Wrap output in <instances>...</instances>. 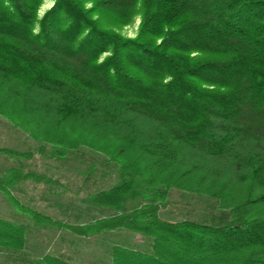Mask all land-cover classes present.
<instances>
[{
  "label": "trees",
  "instance_id": "obj_1",
  "mask_svg": "<svg viewBox=\"0 0 264 264\" xmlns=\"http://www.w3.org/2000/svg\"><path fill=\"white\" fill-rule=\"evenodd\" d=\"M43 1L0 0V117L51 155L95 153L77 188L117 214L69 224L24 207L33 228L147 240L113 245L109 264H264V0H51L38 17ZM135 18V36L121 34ZM104 166L116 178L89 190ZM31 176L12 168L0 191L12 199ZM170 190L214 205L164 220ZM33 233L0 216V264H82L54 250L22 259Z\"/></svg>",
  "mask_w": 264,
  "mask_h": 264
},
{
  "label": "rangeland",
  "instance_id": "obj_2",
  "mask_svg": "<svg viewBox=\"0 0 264 264\" xmlns=\"http://www.w3.org/2000/svg\"><path fill=\"white\" fill-rule=\"evenodd\" d=\"M52 4L51 0H44L38 10V17ZM87 4V3H86ZM139 19L135 18L130 25L119 29L127 37H134ZM51 146L37 142L32 137L22 132L10 122L0 117V176H5L10 169H21L25 173L40 176L36 179L31 176L20 180L9 188L12 199L0 191V216L19 221L32 229L34 233L27 239L22 259L39 257L54 250L55 252H68L76 255L82 264H109L108 252L113 245L125 248L148 251V242L139 233L130 229L118 228L106 231L100 236L89 238H74L68 232L60 233L48 227H34L30 219L24 215V207H29L37 212L48 215L53 219L69 224H85L97 219L105 218L113 211L85 203L81 197L85 191H79L78 172L91 161L95 153L87 149H76L68 152L63 158L51 155ZM29 154V157L16 156L14 153ZM102 177L99 172L94 173L95 181L89 185V190L107 187L112 184L117 176V168H103ZM98 169V171H99ZM68 176L70 185L68 190H52L45 182V178L59 179L63 185ZM16 202V205H11ZM214 201L199 195L170 190L165 208L159 211V217L167 221H178L186 217H195L206 211ZM116 212V211H115ZM61 236V238H60ZM3 257L9 254L0 253ZM23 261V260H22ZM20 264H25L20 262Z\"/></svg>",
  "mask_w": 264,
  "mask_h": 264
},
{
  "label": "crops",
  "instance_id": "obj_3",
  "mask_svg": "<svg viewBox=\"0 0 264 264\" xmlns=\"http://www.w3.org/2000/svg\"><path fill=\"white\" fill-rule=\"evenodd\" d=\"M111 211H113V213L109 216H106L105 218L112 217L113 215L117 214V212H115L114 210H111ZM123 229H126V228H123Z\"/></svg>",
  "mask_w": 264,
  "mask_h": 264
}]
</instances>
